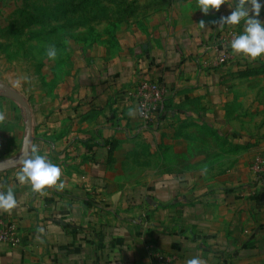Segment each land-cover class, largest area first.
Returning <instances> with one entry per match:
<instances>
[{
    "label": "crops",
    "instance_id": "0c3cea01",
    "mask_svg": "<svg viewBox=\"0 0 264 264\" xmlns=\"http://www.w3.org/2000/svg\"><path fill=\"white\" fill-rule=\"evenodd\" d=\"M226 13L221 5L205 20L194 13L205 27L161 28L140 39L148 53L94 49L89 91L33 129L31 147L61 167L64 187L33 192L16 178L20 163L0 172V192L11 187L17 199L0 215L19 227L17 246H0V264H155V251L174 257V264L247 259L246 248L218 246L230 220L224 211L236 204L226 199L224 189L236 176L225 181L224 157H238L239 126L252 114L264 117V87H225L228 71L204 67L213 59L207 38L223 28ZM145 79L169 91L149 128L128 97Z\"/></svg>",
    "mask_w": 264,
    "mask_h": 264
},
{
    "label": "rangeland",
    "instance_id": "374dc122",
    "mask_svg": "<svg viewBox=\"0 0 264 264\" xmlns=\"http://www.w3.org/2000/svg\"><path fill=\"white\" fill-rule=\"evenodd\" d=\"M226 2L224 16L234 11L228 3L235 6V0ZM196 12L206 19L196 0H0V172L9 163L17 165L27 158L28 141L32 142L34 131L40 128L41 118L55 116L63 104L79 100L89 91L87 76L97 65L94 49L106 54L148 53L150 45L140 39L154 38L169 26L199 25ZM259 19L264 22V6ZM243 29L241 21L225 25L216 36L207 38L212 42L207 47L213 59L204 67L228 71L221 82L225 87L234 84L263 91L264 58L235 55L230 46ZM53 46L57 56L51 60L47 50ZM219 53L227 54L226 64L218 62ZM8 90L20 94L28 110ZM238 133L234 149L238 157H224V165L230 169L225 181L231 174L236 176L234 185L224 189L226 199L234 198L236 204L224 211L230 220L224 222L227 232L219 237L218 246L248 249L241 264H264V117L252 114ZM224 147L231 149V145ZM227 234L234 237L228 239Z\"/></svg>",
    "mask_w": 264,
    "mask_h": 264
},
{
    "label": "clouds",
    "instance_id": "9594fccd",
    "mask_svg": "<svg viewBox=\"0 0 264 264\" xmlns=\"http://www.w3.org/2000/svg\"><path fill=\"white\" fill-rule=\"evenodd\" d=\"M227 3L226 0H196V7L205 15L211 10L221 8V5ZM229 15L221 17L220 27L225 25H239L244 22L243 32L236 35L230 42L233 54L242 55L250 60L264 58V22L259 17L261 15V0H235V6ZM201 27H205L203 22ZM49 59L54 60L57 56L55 47L47 50ZM132 114L131 112L129 113ZM28 144H31L29 139ZM27 158L20 161V170L16 173V178L21 184H29L31 190L40 193L47 187L56 186L59 189L64 187L61 181V167L51 162L46 154H40L36 147L27 149ZM60 181V183H58ZM17 199L11 187L6 192H0V210L10 212L16 207ZM186 264H202L199 257H193L186 261Z\"/></svg>",
    "mask_w": 264,
    "mask_h": 264
},
{
    "label": "built area",
    "instance_id": "2783aa9c",
    "mask_svg": "<svg viewBox=\"0 0 264 264\" xmlns=\"http://www.w3.org/2000/svg\"><path fill=\"white\" fill-rule=\"evenodd\" d=\"M222 41H226V39ZM217 59L220 64L224 65L229 58L227 54L219 53ZM168 93V88L163 83L150 79L142 80L128 93L129 100L134 101L136 104L138 116L145 128H149L156 123ZM18 234V225L0 215V246L9 244L16 247L18 245ZM153 259L155 264H174L175 260L170 255L156 251L153 253Z\"/></svg>",
    "mask_w": 264,
    "mask_h": 264
},
{
    "label": "water",
    "instance_id": "95a60500",
    "mask_svg": "<svg viewBox=\"0 0 264 264\" xmlns=\"http://www.w3.org/2000/svg\"><path fill=\"white\" fill-rule=\"evenodd\" d=\"M11 97H13L19 104H21L23 107H25L27 110H28V107H27V104L26 102L24 101L23 97L18 94V93H15V92H12L10 90L7 91ZM29 125H31V120H29ZM119 198V195L116 196L115 199H118Z\"/></svg>",
    "mask_w": 264,
    "mask_h": 264
},
{
    "label": "trees",
    "instance_id": "16d2710c",
    "mask_svg": "<svg viewBox=\"0 0 264 264\" xmlns=\"http://www.w3.org/2000/svg\"><path fill=\"white\" fill-rule=\"evenodd\" d=\"M9 166H11V164L9 163L6 167H9Z\"/></svg>",
    "mask_w": 264,
    "mask_h": 264
}]
</instances>
